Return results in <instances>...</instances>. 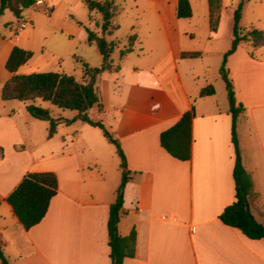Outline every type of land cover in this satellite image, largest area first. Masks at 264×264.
Segmentation results:
<instances>
[{"label":"crops","instance_id":"crops-1","mask_svg":"<svg viewBox=\"0 0 264 264\" xmlns=\"http://www.w3.org/2000/svg\"><path fill=\"white\" fill-rule=\"evenodd\" d=\"M47 1L53 6L50 39L28 40L25 36L33 26L13 35L11 42L0 39L1 90L11 77L5 63L14 46L34 52L33 59L19 69L20 74L51 72L54 64L62 62L48 44L59 32L56 18L60 10H70L75 4L72 0ZM189 1L191 19L177 17L179 0L135 4L143 25L137 21L132 27L137 37L134 51L115 63L121 66L119 72H105L98 79L102 108L96 105L89 112L93 121L102 123L121 142L131 172L119 234L128 237L135 231L136 251L124 264H264V239H249L220 219L236 202L233 120L226 87L224 95L218 91V81L223 82L218 60L231 48L235 9L227 45L220 48L217 42L224 24V0L215 33L210 29L209 1L203 0L202 40L196 34L194 1ZM251 1L244 6L241 26L245 33L264 32V27H259L264 26V0H256L257 8L247 18ZM81 24L77 34L84 35ZM87 40L88 35L84 43L97 49ZM185 53H199L200 57L185 59ZM91 56L94 63L87 55H81L80 61L99 67L101 54L92 52ZM227 65L237 104L244 108L237 133L243 165L253 180L250 207L264 226V44L257 47L254 41L242 42ZM210 86L215 94L201 97V91ZM152 104L161 107L156 115L147 112ZM189 111L195 113L192 158L183 162L162 147L160 138ZM23 121L34 125V120ZM78 123L83 126L78 127L77 158V154L57 157L46 145H35L33 138L22 135L16 120H0V146L5 151L0 160V240L13 264H112L108 222L122 170L120 182L117 178L108 181L102 164L112 150L97 135L82 132L88 124ZM46 172L56 174L58 194L44 220L26 231L7 198L28 173Z\"/></svg>","mask_w":264,"mask_h":264},{"label":"trees","instance_id":"trees-1","mask_svg":"<svg viewBox=\"0 0 264 264\" xmlns=\"http://www.w3.org/2000/svg\"><path fill=\"white\" fill-rule=\"evenodd\" d=\"M210 6V29L213 33L218 31L221 20L222 0H208ZM248 0H241L233 14V40L230 50L224 55L220 67V75L225 83L230 113L232 115V142L236 150V164L234 169V179L236 185V202L225 209L220 219L228 226L239 229L247 238L252 240L264 239V226L254 217L250 199L253 194V180L247 172L242 162L241 150L238 141V118L244 112L243 106L237 104L234 82L228 68V58L239 47L242 42H251L262 39L259 44H264V32L252 30L245 33L242 26L243 10ZM38 0H0V19L6 11L21 20L24 12L37 4ZM85 4L91 13L99 14L96 21V30L85 26L88 33L87 43L97 47L102 56V63L99 67H90L86 62H82L84 76L81 81H77L74 76L57 72H41L33 74H20L19 69L27 65L34 57V52L14 46L6 63L5 70L11 75L1 90V98L5 102L18 101L26 104L28 114L40 121L49 122V138H53L58 132V126L62 119H54L48 109L42 105H37L38 101L49 103L60 109L77 111L79 115L73 120L65 123L70 125L78 120L99 128L105 138L117 149V154L121 160L122 181L117 192V199L111 205L108 222L109 246L111 248L112 264H124L127 258H133L136 251V233L133 231L128 237H121L119 234V224L124 207V191L130 181V170L127 159L122 149L121 142L114 138L108 129L100 122L93 121L89 112L96 105L102 108L101 97L97 91L98 79L105 72H119L120 65H115L113 55L121 45L118 40H109L120 25L115 19L119 13L117 0H85ZM177 17L179 19H191L193 9L189 0H179L177 7ZM129 45L120 50L121 61L133 53V42L137 37L131 35L128 38ZM187 59L200 57L199 53H185L182 56ZM214 87L203 89L201 97L213 96ZM160 105L152 104L147 112L156 115L160 111ZM194 111L185 113L182 118L170 129L161 134L162 147L174 158L187 162L192 158L193 146V120ZM5 156L4 148L0 146V160ZM58 194V178L52 172L28 173L24 176L19 185L10 193L7 198L8 204L23 229L28 231L40 224L46 217L52 199ZM1 205V200H0ZM0 260L2 264H13L6 256L2 242L0 240Z\"/></svg>","mask_w":264,"mask_h":264},{"label":"rangeland","instance_id":"rangeland-1","mask_svg":"<svg viewBox=\"0 0 264 264\" xmlns=\"http://www.w3.org/2000/svg\"><path fill=\"white\" fill-rule=\"evenodd\" d=\"M194 9L196 12L195 23L197 24L196 34L198 40H202L205 37L203 31L200 30L204 20V11H203V0H193ZM241 0H224V24L223 29L220 35V39L217 42L220 48L224 44L227 45L226 36L228 31H231V12L237 7ZM40 2V3H39ZM75 4L70 10L62 8L60 13L56 18V31H59L56 36H54L49 44L48 49L54 51L62 59L61 63L54 64L49 71L59 72L67 75L74 76L77 81H81L83 76V65L80 59L83 60L81 55H87L92 63L94 60L92 58V52L99 54L95 47H90L84 43V37H87L88 33L84 35L77 34L79 28L82 27L81 22L84 23V26H89L91 29L96 30V21L97 15H93L94 18L91 19V13L88 10L85 2L80 0H72ZM119 6V13L115 19L116 24L120 25V29L116 32L115 36L109 38L110 40L118 39L121 42V45L116 49L113 59L116 64L120 63V50L129 45V36L136 33V29H133L134 23L138 21L139 25H143L142 20L138 18V13L134 9L135 4L139 2L143 4V0H117ZM52 3V2H51ZM47 0H39L35 5L36 8L31 10L27 9L24 12V17L21 20H18L12 12L6 11L5 14L0 19V39H4L8 42L12 41L13 35H18L28 26H33V30L26 34V38L30 41L41 42L44 39H50V32L52 31L51 21L49 19L53 13V6ZM257 8L256 0H252L247 4V18L251 17ZM98 17L100 15L98 14ZM138 19V20H137ZM31 20V21H30ZM246 24V23H244ZM264 27V26H259ZM264 29V28H262ZM61 31L66 33L74 34L73 38H69L66 34H62ZM85 32V31H84ZM262 39L255 41V44H259ZM203 42V41H202ZM135 45V42H133ZM259 47V45H256ZM253 48V46H251ZM87 50L88 54H85ZM259 52H263L259 50ZM135 58V57H133ZM198 62V61H193ZM223 59L218 60V67L222 65ZM198 64V63H196ZM224 82V81H223ZM221 80L218 81L219 86V95L225 94V83ZM118 88V87H116ZM14 104V105H7ZM13 110H11V107ZM43 108H46L50 111L51 116L54 119H62V122L58 126V132L53 138H49V128L50 124L46 121H40L31 117L26 111V104L18 101L5 102L1 98V88H0V120H16L18 123L20 132L24 136H29V138L34 139L35 145H46L48 147L49 153L53 152L57 157L69 156L70 154H77L78 158V127L83 126L78 121L67 125L65 122L67 120H73L78 116L77 111L64 110L56 106H53L49 103H42ZM23 120H34V125H27ZM85 128L82 132L88 134L93 133L97 135V138L103 140L105 145L112 150L111 154L104 158L102 164L104 172H106L107 179L110 182L113 178H117V181L121 180V160L117 156V149L113 145H109L107 140L100 129L90 127L85 125ZM83 133V134H84ZM76 140V141H75ZM95 169L94 166H92ZM121 185V184H120Z\"/></svg>","mask_w":264,"mask_h":264},{"label":"built area","instance_id":"built-area-1","mask_svg":"<svg viewBox=\"0 0 264 264\" xmlns=\"http://www.w3.org/2000/svg\"><path fill=\"white\" fill-rule=\"evenodd\" d=\"M40 3V2H39Z\"/></svg>","mask_w":264,"mask_h":264}]
</instances>
